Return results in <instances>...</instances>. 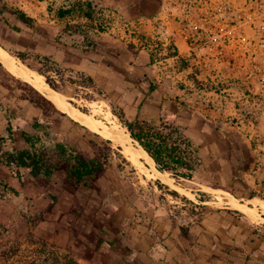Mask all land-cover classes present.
<instances>
[{
    "label": "crops",
    "instance_id": "obj_1",
    "mask_svg": "<svg viewBox=\"0 0 264 264\" xmlns=\"http://www.w3.org/2000/svg\"><path fill=\"white\" fill-rule=\"evenodd\" d=\"M164 1L0 0V11L4 5L8 8L0 14V45L8 53L25 52L50 58L73 77L77 74L91 77L109 105L123 114L126 121L139 120L154 126H160L163 121L172 123L181 128L197 149L199 165L193 179L183 183L177 184L169 173L158 170L156 173L152 165L142 161L148 174L157 175L155 178L145 175V181L131 184L136 209L125 200H119V210L103 206L104 201L96 210L90 205L79 206L85 214L94 212L87 225L80 220L83 229L109 225L108 221L113 219L107 212L121 220L122 232L113 239L98 242L90 263L264 264V210L253 205L255 201L264 204L261 199L264 197V96L258 94V82L252 83L257 99H246L237 80L227 82L226 71H221L220 76L216 71H201L190 58V48L183 39L175 40V51H171L166 36H157L155 26L150 23L142 26L140 39L154 44L157 47L154 53L143 49L138 37L117 39L90 23H67L66 17L58 15L60 10L71 9L77 3L91 2L98 10H116L136 19L140 12L155 13ZM14 9L34 19L35 27L23 25ZM67 26H79L80 32L65 33ZM85 40L93 42L95 49L84 51ZM2 65L0 62L1 68ZM17 108L15 119L24 113L21 107ZM253 112L257 115L256 128L249 123ZM78 127L73 125L71 131L77 132ZM103 177L99 179L98 191L86 190L92 197L99 192L108 199L111 192L106 191ZM54 180L55 177L50 181L33 178L31 181L44 184L42 190L30 195L43 203L39 209L43 220L37 227L41 232L36 236L49 241L46 235L51 231L52 251L75 255L74 230L79 220L73 219L71 213L82 192L72 195L62 186L54 188ZM144 183L147 184L145 195L150 192L151 200L141 202L140 184L143 187ZM170 191H176L180 197H173ZM218 192L226 194L221 196L227 202L220 205L217 201H207ZM199 193L205 195L203 200ZM253 193L256 197L250 198ZM233 200L239 205L246 204L247 210L233 207ZM200 207L207 211H199ZM188 208L194 211L188 212ZM171 210H177L176 214Z\"/></svg>",
    "mask_w": 264,
    "mask_h": 264
},
{
    "label": "rangeland",
    "instance_id": "obj_2",
    "mask_svg": "<svg viewBox=\"0 0 264 264\" xmlns=\"http://www.w3.org/2000/svg\"><path fill=\"white\" fill-rule=\"evenodd\" d=\"M12 52L13 51H10L9 54ZM21 63L35 72H37V68L41 67L34 60H29L26 64L23 62ZM66 77L68 78V75H66ZM74 79L80 80L77 76H75ZM18 81L28 83L17 78L3 65L2 68L0 66V155L4 151L27 148V144L22 139L20 131L39 135L42 138L41 144L52 157L55 155V145L59 142H65L63 141L64 138H66L65 144L68 145L69 148H76L88 156H93V153L97 150L91 146V143L102 146L103 141H110L111 144L108 145L110 148V163L107 172L103 175L104 177H102L103 181L106 183V191H110L111 193H108V199H106L105 197L102 198L103 196L101 197L99 192H96L94 197H92L91 194L86 191L87 189H78L77 192H82V195L78 196L76 208L73 213H71L73 214V219L79 220L74 230L77 252L75 255L71 252L69 253L61 250H59V252H53L51 248L53 232H47L46 236L50 239L49 241L36 236L41 232L37 227L41 225L43 220V214L39 212V209L43 207V203L42 201H37L35 199L36 196H30L37 189L42 190L44 184L42 182L31 183L32 177L28 172H17L14 167L9 168L0 164V264H69L68 261H74L75 264L96 263L93 261L90 263L89 258L93 255V251L97 250V243L102 240L104 241V238L113 239L118 233H121V220L120 218H115L113 216L114 213L109 214L107 212L106 215H111L113 219L112 221H108L109 225L99 224V226L83 229L82 225H84V223L87 225V223L91 222L89 221L92 219L90 215H94V212H91L90 215L85 214L81 212L79 206L83 204L90 205L93 210H96L99 209V205H102L101 201H104L105 204L103 206L119 210V200H125L129 202V205H131L130 207L136 209L134 204L136 199L131 195V184L145 181L147 179L145 175H148V171L142 166L132 164L128 156L126 155L127 158L125 157L124 147L112 138L93 132L81 124L77 132L71 131L73 125H75L72 121H76L66 113L67 117H62L60 114L55 113L50 117L42 116L39 118L42 115L39 110L34 106L31 107L28 101L21 100L20 97L23 90L21 89L22 87L19 86ZM29 85L32 86L31 84ZM62 91L63 93L59 94L70 106L72 105V108L94 117L107 128L112 129L115 126H119L126 135L130 136L127 129L120 124L117 117L119 111L112 108L103 95L100 96L93 92L92 89L84 88L82 85L67 86L63 88ZM8 101L15 104V107L11 106ZM25 106L27 108H25ZM17 107H21L24 110V113L21 114L22 116H20L19 119L14 118L18 112ZM59 111L63 112L60 109ZM107 117H109V119ZM7 119L8 121L11 119L10 124L14 133L13 141L9 140L7 136ZM35 122L42 123L41 128L38 130H34L33 128ZM256 125L257 121L251 126L256 128ZM1 139L6 140L2 142ZM131 143L135 148L139 147L133 140ZM63 177V175L55 176L54 188L64 187L61 179ZM46 185H48V183ZM140 185L141 197H139V200L141 202L150 201V192L145 195L146 192L144 190L147 189V184L144 183L143 187L142 184ZM13 190L16 191V193H13ZM199 194L202 198L205 196L201 193ZM221 195L226 194L221 192L215 193L211 195V197H208L207 201H217L220 205L223 202H227V200H223V196ZM117 197H119V199ZM163 202L166 201L163 200ZM188 209V212L194 211L191 208ZM171 211H173V215L177 212V210ZM199 211L205 212L207 209H201ZM80 220L84 223L80 222ZM65 223H67V219ZM32 230H34V232H32ZM44 243L45 246H43ZM7 253L9 255H7ZM65 255L70 258H66ZM6 257H9V259L7 260ZM85 257H88V260L85 259ZM45 258L49 260L48 263H44Z\"/></svg>",
    "mask_w": 264,
    "mask_h": 264
},
{
    "label": "trees",
    "instance_id": "obj_3",
    "mask_svg": "<svg viewBox=\"0 0 264 264\" xmlns=\"http://www.w3.org/2000/svg\"><path fill=\"white\" fill-rule=\"evenodd\" d=\"M7 9V6L4 5L0 14L2 15ZM95 9L96 7L91 2L77 3L71 9L60 10L58 15L64 18L70 15L73 10H79L83 12L86 18L92 21ZM13 12L23 25L29 28L35 27V20L24 12L17 9H14ZM92 28L94 27L92 26ZM70 31L72 33L80 32L79 26H67L65 33ZM85 43L84 51L94 50L96 47L89 40H85ZM11 54L24 64L29 60H34L39 64L41 67L37 68L36 71L44 77L46 84L55 92L63 93L62 89L67 86L82 85L84 88L97 92L100 96L103 95L97 89L91 77L77 74L76 76L80 80H75L71 73L57 67L50 58H42L25 52H12ZM66 75H68V78ZM18 84L23 90L20 97L21 100L28 101L39 109L43 116L50 117L58 113L62 117H67L65 113L59 111L51 100L28 83L18 81ZM117 117L120 124L127 129L134 143H137L154 160L158 171L171 174L177 184L193 179L195 169L199 165V161L196 158L197 149L184 136L180 127L165 121L160 126H154L139 120L129 122L124 119L121 113ZM72 123L80 126L77 122L72 121ZM41 126L42 123L35 122L33 128L38 130ZM6 131L8 139L13 141L14 133L10 121ZM20 134L27 144V148L4 151L0 155V164L9 168L14 167L17 172L26 171L34 180L44 179L50 181L57 175H63V186L72 195L76 194L79 188L99 190V179L107 172L110 163V148L108 146L111 144L110 141H103L102 146L91 143V146L97 149L93 156H88L76 148H69L65 142H59L55 145V155L52 157L41 144L42 138L39 135L26 131H20ZM5 140L1 139L2 142ZM159 187L162 188L163 185L159 183ZM13 193H16V191L13 190ZM170 194L176 198L180 197L176 191H170ZM255 197L256 194L254 193L250 195V198ZM261 199L264 201V197H261ZM200 200H203L202 197ZM200 208L203 209L204 207ZM43 246H45V243ZM7 255L9 254L7 253ZM65 257L70 258L66 255ZM6 259L8 260L9 257H6ZM48 261L45 258L44 263H48ZM68 263L75 264L74 261H68Z\"/></svg>",
    "mask_w": 264,
    "mask_h": 264
},
{
    "label": "built area",
    "instance_id": "obj_4",
    "mask_svg": "<svg viewBox=\"0 0 264 264\" xmlns=\"http://www.w3.org/2000/svg\"><path fill=\"white\" fill-rule=\"evenodd\" d=\"M65 20L90 23L121 40L138 37V44L154 53L157 47L140 39L142 26L150 23L157 36H166L171 51H175L174 41L183 39L201 71H216L218 76L226 71L227 82L237 80L249 100L257 99L252 84L256 80L258 94L264 96V0H165L155 13L140 12L136 19L116 10L95 9L92 21L79 10ZM256 121L253 112L249 123Z\"/></svg>",
    "mask_w": 264,
    "mask_h": 264
},
{
    "label": "bare ground",
    "instance_id": "obj_5",
    "mask_svg": "<svg viewBox=\"0 0 264 264\" xmlns=\"http://www.w3.org/2000/svg\"><path fill=\"white\" fill-rule=\"evenodd\" d=\"M0 62L3 63V65L13 75H15L17 78L31 84L41 94H43L45 97H47L49 100H51L61 111L68 114L73 120H75L79 124L87 127L88 129H90L93 132L103 134L106 137L108 136V137L112 138L114 141L118 142L121 146L124 147L125 157L127 155L128 159L130 160V162L132 164H134L136 166H142L143 167L142 161H146L147 164L152 165V168L156 172L157 169L155 168V164H154V161L152 160V158L141 147L135 148L131 143V141H132L131 137L126 135L125 132L122 129H120L119 126H115L112 129L107 128V127L103 126L94 117L88 116V115L72 108L71 107L72 105L70 106V104H68V102H66L65 99L59 93L52 90L50 88V86H48L46 84L43 76L39 75L35 71L28 69L19 60H17V58L13 57L11 54H9L7 51H5L1 46H0ZM107 118L109 119V117H107ZM156 175L157 174H151V173L148 174L149 178H155ZM164 179H166V178H164ZM245 205H239V203L235 200L232 201L233 207H236L238 209L240 208L241 210L243 209L246 211L247 207ZM253 205L257 206V207L261 206V208L264 210V204H259L257 201H255V202H253ZM261 212H262V210H261ZM255 221H256V219H255Z\"/></svg>",
    "mask_w": 264,
    "mask_h": 264
}]
</instances>
